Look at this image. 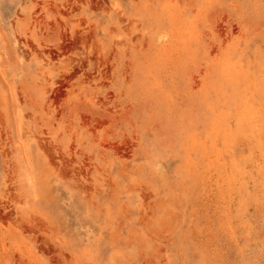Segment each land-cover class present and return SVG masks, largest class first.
<instances>
[{
  "label": "rangeland",
  "instance_id": "1",
  "mask_svg": "<svg viewBox=\"0 0 264 264\" xmlns=\"http://www.w3.org/2000/svg\"><path fill=\"white\" fill-rule=\"evenodd\" d=\"M0 264H264V0H0Z\"/></svg>",
  "mask_w": 264,
  "mask_h": 264
}]
</instances>
